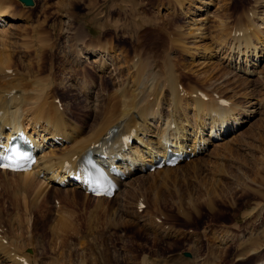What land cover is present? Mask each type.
Here are the masks:
<instances>
[{
    "label": "rangeland",
    "instance_id": "rangeland-1",
    "mask_svg": "<svg viewBox=\"0 0 264 264\" xmlns=\"http://www.w3.org/2000/svg\"><path fill=\"white\" fill-rule=\"evenodd\" d=\"M35 1L36 6L31 7L12 0L10 4L18 10L21 7L19 11L25 14L14 21L19 27L11 42L0 38V53L13 54L14 66L36 70L35 54L46 52L41 71L47 74L51 70L59 81L60 98L71 101L72 110L82 117L85 99L75 90L62 95L73 80L95 81V90L106 91L103 103L108 107L113 88L120 81H130L127 65L137 54L161 60L167 53L188 66H177L183 86L203 83L197 87L217 90L228 102L236 101L250 112L239 128H232L233 132L174 169L147 170L134 180L130 177L127 201L122 195L126 209L121 217L109 216L115 199L98 202L78 192L76 199L62 200L51 190L35 201L26 197L23 185H5L0 176V232L16 252L28 253L31 261L38 257L41 264L55 260L72 264L74 258L82 257L87 263L81 259V264L101 260L103 264H134L141 253L185 255L186 251L202 264H258L264 260V56L258 66L251 67L253 73L243 70L245 63L241 65L244 72L236 63L237 69L222 75L221 66L227 61L218 48L211 51L221 20L243 25L247 12H254L255 23L264 31V0L180 1L183 4L177 0ZM203 15L207 18L202 28H208L202 30L203 35L191 33V24L201 23ZM78 27L89 42L107 44L104 47L110 49L111 58L105 72H96L92 62L97 58L91 54L83 69L75 67L74 54L81 48L75 41L80 36ZM179 29L185 34L180 40L194 47L192 57L173 46L178 44L174 38L180 37ZM140 198L146 204L142 210L136 207ZM165 227L171 236L160 233Z\"/></svg>",
    "mask_w": 264,
    "mask_h": 264
},
{
    "label": "bare ground",
    "instance_id": "bare-ground-1",
    "mask_svg": "<svg viewBox=\"0 0 264 264\" xmlns=\"http://www.w3.org/2000/svg\"><path fill=\"white\" fill-rule=\"evenodd\" d=\"M10 3L12 0H0V38L8 43L13 39V31L19 27L14 21L23 19L25 14L19 11L21 7L18 10L17 6L14 7ZM204 3H207L205 6L210 4ZM255 15L254 12H247V20L243 25H230L227 19L217 23L216 46L210 49L212 51L218 48L223 54L222 58L227 61L226 66H221L222 75L232 73L233 68L237 69L236 63L240 70L241 65L245 63L243 70L248 69V72L253 73L254 69L251 71V67L258 66L264 56V31L255 23L257 22ZM206 18L207 16L203 15L199 18L201 23L194 21L190 27L192 32H189L204 34L202 30L208 28H202ZM78 31L80 36L75 41L81 48L76 49L74 54L75 67L77 69L84 67L88 61L87 55L91 54L97 58L92 62L97 66L96 72H105L111 58L107 44H93V41L89 42L86 39V32L82 28L78 27ZM183 35L185 36L181 31L180 37L174 38V42L178 44L173 46L192 57L194 52H191V49L194 47L191 48L186 45L185 40H180ZM45 53L41 51L39 56L35 54L36 70L14 66L13 54L0 53V141L7 143L5 138L9 139L18 131H23L33 139L39 150L38 161L31 170L13 172L0 169V176L4 177L5 185L12 186L13 183L23 185L28 193L25 196L35 201L46 196L51 190H54L56 197L62 200L76 199L77 193L83 192L85 197L90 196L98 202L106 198L115 199L116 205L108 213L111 218L121 217L126 209L123 199L127 201V185L130 186L136 177L143 176V172L147 171V165L154 164L160 156L166 157L169 151L194 155L202 152L212 141L231 132L232 128H239L247 120L245 118L250 112L236 101L234 104L222 101V95L215 96L214 92L217 90H211L208 86L209 91H205L203 89L205 87H201L203 90H200L197 86L203 83L195 86L189 79L191 84L183 86L181 90L179 86L183 85L182 73L177 66L186 68L188 66L184 60L178 61L167 53L161 60L151 55L144 57L137 54L133 58L132 66L127 65L129 71L131 68L130 81H120V85L113 88V92L109 93L111 97L108 107L103 103L106 91L103 88L95 90L93 80L87 83L80 77L82 82L77 78L73 80L74 84L69 81L72 86L64 88L62 95L75 90V93L85 99L83 105L85 113H82L84 115L82 117L79 112L72 110L71 101L59 99L61 88L55 75L50 74L51 70L47 74L41 71L44 68L42 61ZM22 63L24 66L25 62ZM217 87L222 89L223 86ZM200 91L208 98L203 97ZM233 99L236 100L234 97ZM128 135L131 137L124 140L123 137ZM91 154L106 169L110 170L114 166L121 171V175L127 174V178L116 176L121 186L114 196H96L88 193L84 177L82 173L77 172V167ZM173 167L165 166L155 170L168 171L174 169ZM130 177L134 178L131 180ZM140 202L141 200L137 201V208L140 207ZM166 227L161 228L160 233L171 236ZM5 240L4 236L0 237V264H41L38 257L29 260L28 253L13 254L10 248H5ZM171 245L174 243L171 242ZM150 254L141 253L134 264H202L196 260V255L192 257L186 252V256L181 253ZM81 259L83 257L78 261L74 258L72 264H81ZM83 260L87 263L85 259ZM43 264L59 262L55 260ZM99 264H103L102 260ZM258 264H264V260Z\"/></svg>",
    "mask_w": 264,
    "mask_h": 264
},
{
    "label": "water",
    "instance_id": "water-1",
    "mask_svg": "<svg viewBox=\"0 0 264 264\" xmlns=\"http://www.w3.org/2000/svg\"><path fill=\"white\" fill-rule=\"evenodd\" d=\"M25 6H34L35 0H20ZM186 254H191L190 251H186Z\"/></svg>",
    "mask_w": 264,
    "mask_h": 264
},
{
    "label": "snow or ice",
    "instance_id": "snow-or-ice-1",
    "mask_svg": "<svg viewBox=\"0 0 264 264\" xmlns=\"http://www.w3.org/2000/svg\"><path fill=\"white\" fill-rule=\"evenodd\" d=\"M6 166V165H5Z\"/></svg>",
    "mask_w": 264,
    "mask_h": 264
}]
</instances>
